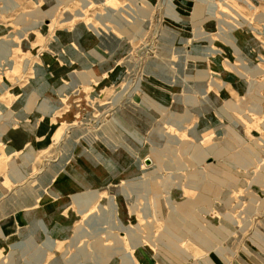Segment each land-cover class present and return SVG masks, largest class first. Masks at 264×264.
I'll list each match as a JSON object with an SVG mask.
<instances>
[{"label":"rangeland","instance_id":"rangeland-1","mask_svg":"<svg viewBox=\"0 0 264 264\" xmlns=\"http://www.w3.org/2000/svg\"><path fill=\"white\" fill-rule=\"evenodd\" d=\"M138 235L264 264V0H0V264Z\"/></svg>","mask_w":264,"mask_h":264},{"label":"crops","instance_id":"crops-1","mask_svg":"<svg viewBox=\"0 0 264 264\" xmlns=\"http://www.w3.org/2000/svg\"><path fill=\"white\" fill-rule=\"evenodd\" d=\"M139 235L134 239V238H127L128 240V244H127V248L124 247V249H121L122 251H120V253H117L115 250L119 249L116 248L115 246H107V251L106 253L103 254V258L100 260L98 257L97 261L95 259H93L92 264H116L115 263V257L117 258V255H121L122 256V261H124V264H146L144 259L142 258L141 255H143V251L142 249L139 247ZM136 240V241H135ZM131 241V242H130ZM51 243H49L52 245V241H50ZM131 246V247H130ZM128 249V250H127ZM180 254L183 255V258H181V260H185L184 263L188 264V258H190V255L187 254L186 252L183 251H179ZM179 255V254H178ZM120 257V256H119ZM81 259V257H79ZM95 258V257H94ZM82 261V260H81ZM83 261H85V259H83ZM120 262L118 264H120ZM149 262V261H148ZM162 264H164V261H161ZM200 264H211V260L207 258H203L202 260L200 259ZM81 264V263H78ZM150 264V262L148 263Z\"/></svg>","mask_w":264,"mask_h":264},{"label":"bare ground","instance_id":"bare-ground-1","mask_svg":"<svg viewBox=\"0 0 264 264\" xmlns=\"http://www.w3.org/2000/svg\"><path fill=\"white\" fill-rule=\"evenodd\" d=\"M182 120V119H181ZM180 122V121H179ZM161 137L163 138V134L161 133ZM171 139L177 140L176 137H170Z\"/></svg>","mask_w":264,"mask_h":264}]
</instances>
